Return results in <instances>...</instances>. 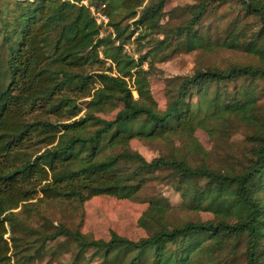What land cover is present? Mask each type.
Listing matches in <instances>:
<instances>
[{"label":"trees","instance_id":"obj_1","mask_svg":"<svg viewBox=\"0 0 264 264\" xmlns=\"http://www.w3.org/2000/svg\"><path fill=\"white\" fill-rule=\"evenodd\" d=\"M92 1L0 0V264L52 256L46 245L57 239L74 247L72 264L96 255L99 264H218L242 241L244 264H264V106L257 85L264 82V0H236L217 40L205 16L231 0H192L186 18L171 27L164 22L166 0H100L112 29L106 36L83 3ZM127 43L149 48L134 58L124 50ZM172 45L170 54L240 50L253 63L171 78L176 84L161 110L149 76L156 57ZM79 101L86 103L81 116ZM113 103L120 109L111 120L95 114ZM228 128L244 129L241 159L209 164L194 133L201 129L216 140L227 138ZM133 139L172 147L146 161L131 151ZM150 175L168 179L188 210L215 218L170 224L164 220L170 206L161 199L139 221L147 237L131 241L111 233L103 241L63 224L42 232L18 216L35 200L131 199ZM17 229L33 237L22 238L20 251Z\"/></svg>","mask_w":264,"mask_h":264},{"label":"rangeland","instance_id":"obj_2","mask_svg":"<svg viewBox=\"0 0 264 264\" xmlns=\"http://www.w3.org/2000/svg\"><path fill=\"white\" fill-rule=\"evenodd\" d=\"M92 2V5L88 2L83 3L94 8L102 5L100 0H93ZM192 3V0H166L164 4V12L166 13L164 22L166 26L171 27L184 20L186 18L184 7ZM237 6V1L231 0L211 9V11L209 10L205 16V24H212V32H215L212 39L217 40V36H224L229 22L234 17ZM248 22L251 26H256L253 19H249ZM100 34L101 36L112 34V29L109 27L101 28ZM148 48L149 46L146 45L138 49L134 43H127L124 46V50L134 58L144 54ZM173 48L172 45L170 50L164 53L165 60L161 61L164 55L156 57L153 62L152 73L149 76L152 95L161 110L166 105V91L176 84V82L170 81L171 78L191 75L196 69L207 67L224 69L232 64L253 63V57L240 50L197 49L189 53L178 50L170 54ZM143 67L148 69V64H144ZM257 85L259 90L263 89L260 103L264 106V82H258ZM77 104L82 109L78 114V116H81L85 112L86 103L79 101ZM119 109V103L108 104L96 110L95 114L101 118L111 120ZM244 133L243 128H228L227 138L226 136L224 138L218 136L215 140L210 138L203 130L197 129L194 137L202 150L208 153L207 162L221 166L227 161L236 163L241 159L244 147L247 145ZM173 145L179 149L183 147V144L178 141H175ZM171 147L172 144H169V141L166 140L139 141L133 139L130 141L131 151L142 156L146 161L166 155ZM199 157H203V154ZM199 157L195 158L194 161L199 162ZM166 174V172L154 173L153 176L164 177ZM153 176L150 175V178L131 199L96 196L83 203L75 200H35L32 202L31 208H19L17 210L18 216L26 222L27 226L42 232L50 233L57 225L63 224L70 230L79 231L88 239L103 241H108L111 233L131 241L147 237L149 232L140 226L139 221L143 213L147 211L149 204L152 201L161 199L170 206L164 218L170 224H180L185 221H207L215 218V215L211 212L188 210L182 204L179 192L169 183L168 179L155 180ZM15 235L20 238L17 241L16 251H20L26 246L22 238L33 241V237L30 236L29 238L21 229H17ZM9 236L10 234L6 235V238ZM65 243L67 242L63 239L48 242L46 246L47 249L50 248L53 252L52 256H49L47 252L42 253L37 255L31 264H72L71 257L74 256L75 249ZM89 254L88 252L85 256ZM100 261L101 255H96L87 264H99ZM218 264H244V241L240 242L233 252L227 254Z\"/></svg>","mask_w":264,"mask_h":264},{"label":"built area","instance_id":"obj_3","mask_svg":"<svg viewBox=\"0 0 264 264\" xmlns=\"http://www.w3.org/2000/svg\"><path fill=\"white\" fill-rule=\"evenodd\" d=\"M103 8H104V5H101L100 7H96V8L89 7L91 15L94 18V20L96 21V24L98 26H100V29L104 28V27H109L108 26V17L104 14Z\"/></svg>","mask_w":264,"mask_h":264}]
</instances>
